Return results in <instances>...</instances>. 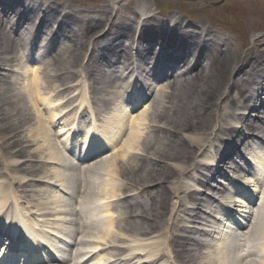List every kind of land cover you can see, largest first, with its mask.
<instances>
[{
	"label": "bare ground",
	"instance_id": "1",
	"mask_svg": "<svg viewBox=\"0 0 264 264\" xmlns=\"http://www.w3.org/2000/svg\"><path fill=\"white\" fill-rule=\"evenodd\" d=\"M68 1L70 0H0V162L1 157L7 154L17 160L18 157L24 158L22 162L16 163L17 169L14 170L15 173L18 170L21 174L22 181L18 185L23 188L22 194L31 191L28 189L33 181L30 176L38 177L41 171L46 176L52 174L51 179L57 185L47 188L42 184L45 186L43 194L46 195L48 203L44 201L43 207L39 204L35 207L41 212L51 211L53 214L51 217L58 212H60L58 215L64 216L66 205L62 198L63 191L67 190L64 188L66 184L62 173L68 166L60 153L64 146L71 150L77 149L80 145L78 138L72 140L73 135L76 137L78 134L75 133L76 126L71 120L77 113L84 112L86 102L94 101L95 108L100 113L103 106L115 103L103 118L107 122L113 121L108 127L111 142L108 150L117 152L115 157L104 158L111 164L107 170H112L114 177L118 174L122 177L131 175L132 184L141 185L135 194L137 199L128 202L127 213L115 219L113 210L120 203L109 205L103 202L116 199L119 197L117 191L127 190L129 186L121 185L111 193H105L95 202H91L90 199L93 200L94 197L90 196L89 189L95 182L91 181L89 175L93 174L94 170H87L88 179L84 182L80 205L83 212H80L78 219L76 218V225L82 230L81 242L86 244L83 258L91 264H117L115 259H123L121 264H130V258H135L140 264H153L154 261L162 260L164 251L173 255V249L179 248L180 251L174 257L177 263L229 264L228 260L225 262L223 244H216V254L211 249L205 250L203 254L200 253L202 240L186 236L189 229H185L183 233L180 230L168 229L166 225L171 222L173 213L167 218L169 205L167 201L173 199L176 206L177 201L186 198V193L192 194V190L185 189L183 195L178 197L177 191L181 188L176 185L166 188L165 184L170 179H175V176L178 178L172 183L177 185L181 180H187L188 176L184 174L193 161L187 163L190 155L201 153L206 144H209V148L214 152L216 147L212 142L215 140H221L224 144L222 150L216 151L219 165H230L227 169L233 174L238 173L240 165L245 166L246 163H242L243 155L240 148H245L244 140L255 138L258 142L264 139L262 130L264 108L254 109L253 106L248 107L250 110L248 114L235 113L246 107L245 99L256 96L251 93V86L257 84L252 76L264 65V48H259L252 54L234 52L232 43L217 38L218 35L210 26L206 28L202 22L190 23L184 20L186 17L177 18L175 14L164 18L156 28L145 25L140 30L138 39L140 48L135 53L136 59L140 57L139 53H142L140 65L136 62V66H139L138 76L143 80L152 77L151 73L145 70L147 68L145 66L150 65L155 59L157 47L163 52L170 51L165 62L169 67L168 71L173 70L171 74H165L167 87L159 88L156 93L152 92L149 96L151 100L149 105L128 125L129 122L126 124L124 117L132 105H125L120 111L121 107L117 102L119 92L113 86L119 79H125L131 74L129 68L132 67L135 58L131 55L129 40L134 20L142 14H152L155 10L152 5L147 6L138 0H121L118 4L114 0H103L101 3H93V7L88 6L89 8L82 6L86 5L85 3L77 5ZM125 6H131L136 11L129 12ZM37 17H41V20L39 28L33 33L31 31ZM152 18L153 15L147 17L148 20ZM104 22L109 24L107 32L93 41L89 59L86 65L81 67L83 77L76 76L75 67L79 63V51L87 43L88 34L94 32ZM172 26L176 27L170 29ZM39 41L42 43L40 48L45 51L56 41L60 45L58 48L61 47L65 51L53 54L56 61L55 70L48 67L31 69L32 73L28 76L27 82L26 80L24 82L17 77L20 73L17 69L19 64L16 54L24 45L33 43L37 46ZM262 45L264 43L259 47ZM99 51L102 52L100 54L102 60L96 61L94 54ZM60 54L63 56L60 57ZM103 68L109 69L110 72ZM26 73L25 70L23 76ZM74 80H77L76 83H73ZM87 91L90 96L94 93L93 98L88 100ZM232 92L238 94V97H233ZM141 97L140 93L135 98L141 100ZM76 99L79 100L78 103ZM66 107L69 108L64 110ZM88 116L89 113H82L79 117L87 120ZM236 117L241 119L239 125L228 126L229 120ZM114 120L118 121L116 126H113ZM49 123L50 129L56 127L58 130L56 136L49 135L50 129L46 128L50 126ZM103 125L96 126L95 131L100 134L99 130ZM209 125L212 127L211 130ZM89 126L91 127L89 131H92L94 124L89 123ZM227 127H232L229 132ZM123 132V138L118 140L117 137ZM224 135L231 138H222ZM60 137L63 139L60 140ZM106 142L107 137L103 135L99 139H94L92 143L103 146ZM83 144L84 147L87 146L86 141ZM245 149L249 154L251 149ZM205 160L211 163L214 161L212 156ZM257 164L258 162L252 171L258 170ZM207 169L209 167L203 168ZM44 178L46 179L45 176ZM222 178L224 170L216 166L211 172V180L206 181L205 186L202 184L200 189L224 193L225 187L217 188L213 182L214 179ZM152 183H158L155 193L147 188ZM9 185L10 183L7 187ZM183 185L185 186L184 183ZM161 187L162 191L159 194L158 190ZM48 191H51L50 198L47 196ZM253 193L256 191L249 190V196ZM39 195L40 190L33 193L38 200ZM4 198L5 194L0 195V212L3 213V202L11 203L9 197ZM235 199L243 205L248 203V199L241 200L239 197ZM261 200L264 208V195L261 196ZM96 202L99 204L91 207ZM256 202H251L250 206L254 207ZM121 203L124 204L126 201ZM200 204V200L197 199V209L190 215L191 224L203 221ZM236 212L244 213L237 214L238 220L245 218L246 212H240V209H236ZM96 215H102L100 217L104 220L98 221L99 218L94 217ZM57 218L58 221H62L60 217ZM47 222L49 220H46ZM224 223L226 226L222 228L221 234L225 241L229 239L226 234L230 231L229 226H234L235 223L232 219H227ZM216 225L223 224L218 222ZM157 229L162 231L155 240L156 237L151 236ZM92 230L98 232L90 233ZM79 232L78 230L77 233ZM262 235L264 240V234ZM129 236L131 238L127 239ZM205 236L213 241V236L207 234ZM261 243L259 245L257 242L254 243L260 246L263 254L258 257L260 259L254 261L256 257L250 253L249 256L242 255L240 264H264V241ZM108 249L113 252L112 256L107 255ZM1 255L6 260L12 258V254L5 249ZM77 256H80V253ZM168 262L167 259L166 263ZM71 264L81 262L77 260Z\"/></svg>",
	"mask_w": 264,
	"mask_h": 264
},
{
	"label": "rangeland",
	"instance_id": "2",
	"mask_svg": "<svg viewBox=\"0 0 264 264\" xmlns=\"http://www.w3.org/2000/svg\"><path fill=\"white\" fill-rule=\"evenodd\" d=\"M152 1L153 8L157 7L161 16L175 14L177 18L186 17L193 23L202 22L205 27L208 24L218 36L221 34L226 39V35L230 34L235 44V47H232L234 51L239 49L241 52H250L253 40L261 39L264 43V0ZM101 2L103 0H71L70 4L85 3L84 7L87 8L93 7V3ZM105 178L106 176L101 180ZM98 192L100 193V190Z\"/></svg>",
	"mask_w": 264,
	"mask_h": 264
}]
</instances>
